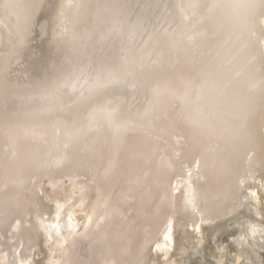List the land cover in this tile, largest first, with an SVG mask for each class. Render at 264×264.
<instances>
[{
  "label": "bare ground",
  "instance_id": "obj_1",
  "mask_svg": "<svg viewBox=\"0 0 264 264\" xmlns=\"http://www.w3.org/2000/svg\"><path fill=\"white\" fill-rule=\"evenodd\" d=\"M233 225L264 264V0H0V264L57 234L62 264H174Z\"/></svg>",
  "mask_w": 264,
  "mask_h": 264
},
{
  "label": "rangeland",
  "instance_id": "obj_2",
  "mask_svg": "<svg viewBox=\"0 0 264 264\" xmlns=\"http://www.w3.org/2000/svg\"><path fill=\"white\" fill-rule=\"evenodd\" d=\"M43 184L44 183H42L40 187V191H41L40 196L46 202L48 201V203L49 202L52 203L55 201L54 199L57 200L60 198L65 201H68V199L71 198V193L67 187H62L59 190H56L57 192H55V191H51V189L48 186L46 187V185L45 184L43 185ZM75 206H74V209L72 210V219L74 220L76 224L75 232L77 231L76 233H81L83 226H84V222H85L84 218H86V215L84 213L85 210H83V207L79 205H75ZM234 226L236 225H233V227L225 228V230H223L222 233L221 232L219 233V237L211 236L207 238V236H205L204 234V237H203L204 239L201 243H198V240L194 236H191V235L181 236V234L176 235L175 233L176 236L174 237L172 246L168 249L169 250L168 254L172 256L171 260L174 261V264H220L219 259H218L219 258L218 256H220V253L222 251L223 252L229 251V253L226 254V256L227 258L229 257L231 261L229 259H227V261L229 260L228 262L230 264H233L235 263L233 261V257H235L234 258L235 260L237 256L236 253L234 252L236 251V249H240L236 246L228 245L230 242L229 239L231 240L234 238V236L232 235L235 233L233 229ZM179 236L181 238H179ZM200 236H203V235L201 234ZM182 238L185 239L184 242L187 245L184 249V253L182 252L183 256L181 257L180 255L179 257V255H177L176 252H178L177 248L180 247L181 245L180 240H183ZM67 247H68V243L65 240L64 235L57 234L55 238L49 237L47 241H44V237H39L38 241L35 244H33L27 250L26 253L28 255L30 264H62L63 260L61 261V259H64L66 256L67 253H64V251H67ZM153 254L154 252H152L151 254L152 257H153ZM157 256H158L157 262L160 261L159 262L160 264H168L170 262V259L167 258L165 255H163V252H160V253L158 252ZM244 264H247V263H244Z\"/></svg>",
  "mask_w": 264,
  "mask_h": 264
},
{
  "label": "clouds",
  "instance_id": "obj_3",
  "mask_svg": "<svg viewBox=\"0 0 264 264\" xmlns=\"http://www.w3.org/2000/svg\"><path fill=\"white\" fill-rule=\"evenodd\" d=\"M235 12L242 13L245 5L242 2H237L231 6Z\"/></svg>",
  "mask_w": 264,
  "mask_h": 264
},
{
  "label": "snow or ice",
  "instance_id": "obj_4",
  "mask_svg": "<svg viewBox=\"0 0 264 264\" xmlns=\"http://www.w3.org/2000/svg\"><path fill=\"white\" fill-rule=\"evenodd\" d=\"M253 195H255V193H253Z\"/></svg>",
  "mask_w": 264,
  "mask_h": 264
}]
</instances>
